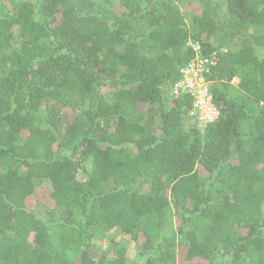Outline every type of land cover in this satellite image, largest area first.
I'll use <instances>...</instances> for the list:
<instances>
[{
    "label": "trees",
    "instance_id": "obj_1",
    "mask_svg": "<svg viewBox=\"0 0 264 264\" xmlns=\"http://www.w3.org/2000/svg\"><path fill=\"white\" fill-rule=\"evenodd\" d=\"M117 233L132 264H264V0H0V264H130Z\"/></svg>",
    "mask_w": 264,
    "mask_h": 264
},
{
    "label": "built area",
    "instance_id": "obj_2",
    "mask_svg": "<svg viewBox=\"0 0 264 264\" xmlns=\"http://www.w3.org/2000/svg\"><path fill=\"white\" fill-rule=\"evenodd\" d=\"M197 57L181 71V80L173 88L176 97L192 96V108L189 118L196 122L199 128H204L219 118V112L213 104L211 84L207 81L211 69L216 65L214 57L205 58L199 54V47L194 46Z\"/></svg>",
    "mask_w": 264,
    "mask_h": 264
},
{
    "label": "rangeland",
    "instance_id": "obj_3",
    "mask_svg": "<svg viewBox=\"0 0 264 264\" xmlns=\"http://www.w3.org/2000/svg\"><path fill=\"white\" fill-rule=\"evenodd\" d=\"M238 81L235 82L237 84ZM49 193H50V185L45 184L43 185V188L39 192V194L35 198H31L29 200V207L30 209H36L39 205H45L50 206L51 201L49 199ZM114 239L120 243H123L128 248V259L129 263L132 264L135 261H138V245L131 240L130 237L122 234L117 233L115 234ZM99 247H104L102 242H99Z\"/></svg>",
    "mask_w": 264,
    "mask_h": 264
}]
</instances>
